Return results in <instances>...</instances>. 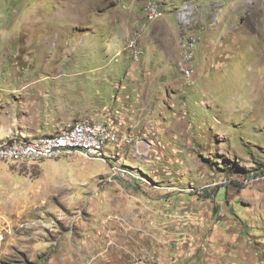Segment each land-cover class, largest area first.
<instances>
[{
  "label": "rangeland",
  "instance_id": "obj_1",
  "mask_svg": "<svg viewBox=\"0 0 264 264\" xmlns=\"http://www.w3.org/2000/svg\"><path fill=\"white\" fill-rule=\"evenodd\" d=\"M1 105L117 141L0 159V264H264V0H0Z\"/></svg>",
  "mask_w": 264,
  "mask_h": 264
},
{
  "label": "built area",
  "instance_id": "obj_2",
  "mask_svg": "<svg viewBox=\"0 0 264 264\" xmlns=\"http://www.w3.org/2000/svg\"><path fill=\"white\" fill-rule=\"evenodd\" d=\"M193 46V43H190ZM187 45V44H186ZM134 46V43L130 45ZM136 58L138 51L134 52ZM189 58V56H188ZM117 141V131L108 122L89 117L65 123L59 130L34 137L16 135L0 141V159L15 163L36 164L45 159H61L73 153L100 158L108 145ZM122 177L131 174L127 169L115 168ZM249 178L248 180H253ZM138 264H167L138 259Z\"/></svg>",
  "mask_w": 264,
  "mask_h": 264
},
{
  "label": "crops",
  "instance_id": "obj_3",
  "mask_svg": "<svg viewBox=\"0 0 264 264\" xmlns=\"http://www.w3.org/2000/svg\"><path fill=\"white\" fill-rule=\"evenodd\" d=\"M2 108H3V110L0 113V131H2V130L6 131L7 136L4 138L1 137L0 141L4 140L6 138L12 137V136L22 135V134H14L15 132H17V129H16L17 127L19 128L20 133H28V132L23 130V129H27L25 123H30L27 121V118L24 120L20 117L19 118L20 123H18V122H16V120H17V116L19 114H17L16 111L14 112V110H12L11 108L9 110H7V109H5L6 106H4V105L2 106ZM30 134H32V133H30Z\"/></svg>",
  "mask_w": 264,
  "mask_h": 264
}]
</instances>
